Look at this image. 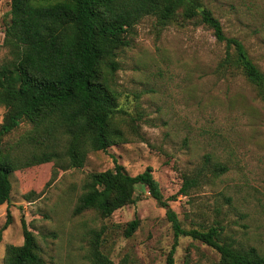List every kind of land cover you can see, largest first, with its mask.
I'll return each instance as SVG.
<instances>
[{"label": "rangeland", "instance_id": "rangeland-1", "mask_svg": "<svg viewBox=\"0 0 264 264\" xmlns=\"http://www.w3.org/2000/svg\"><path fill=\"white\" fill-rule=\"evenodd\" d=\"M197 1L264 73V0ZM9 11V0H0V65L12 58L3 46ZM128 41L117 57L113 87L119 107L138 117L134 131L119 122L127 141L88 153L80 170H58L52 178L51 163L11 174L9 201L0 206V264L8 246L22 245L21 220L45 264H91L95 242L112 264H167L172 224L146 189L137 187L135 203L109 218L93 211L73 215L87 175L112 169L113 159L130 176L150 168L184 230L218 226L224 241L264 255V103L239 70L220 68L223 45L202 26L179 17L159 29L147 17ZM5 113L0 106V125ZM30 129L21 123L4 144ZM21 152L28 154L29 147ZM217 165L226 171L215 173ZM198 172L197 187L179 194L184 176ZM7 211L11 223L2 230ZM134 219L138 228L126 238L125 226ZM218 262L213 249L178 238L173 264Z\"/></svg>", "mask_w": 264, "mask_h": 264}, {"label": "trees", "instance_id": "trees-1", "mask_svg": "<svg viewBox=\"0 0 264 264\" xmlns=\"http://www.w3.org/2000/svg\"><path fill=\"white\" fill-rule=\"evenodd\" d=\"M9 2L3 46L12 58L0 65V106L6 109L0 125V206L9 201L11 174L52 163L53 178L58 170L82 169L88 153L107 152L127 141L118 123L134 131L138 117L132 118L119 107L114 75L119 53L128 47V37L144 18H153L159 29L180 17L183 24L208 30L224 48L220 68L224 72L239 70L264 103V73L252 62L241 41L228 37L219 20L197 0ZM120 116L125 118L119 120ZM24 122L31 125L29 132L14 144H4V138ZM25 147H29L28 154L21 152ZM113 163L112 169L87 175L73 215L93 211L102 219L109 218L135 203L136 188L141 187L165 209L172 224L174 241L167 264H173L179 237H189L216 251L217 264H264V255L255 248L243 249L224 241L218 226L184 230L150 168L130 176L115 159ZM225 171V167L215 166V173ZM199 174L184 176L179 194L186 196L197 187ZM10 223L7 211L2 230ZM137 228L136 219L128 222L124 236L131 237ZM21 231L22 245L8 246L3 264H45L34 234L23 220ZM90 262L112 264L97 242Z\"/></svg>", "mask_w": 264, "mask_h": 264}]
</instances>
